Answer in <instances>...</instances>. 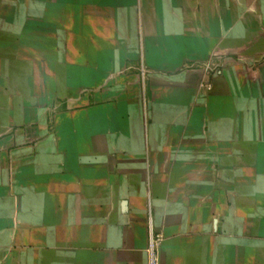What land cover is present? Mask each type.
Instances as JSON below:
<instances>
[{
  "label": "crops",
  "instance_id": "1",
  "mask_svg": "<svg viewBox=\"0 0 264 264\" xmlns=\"http://www.w3.org/2000/svg\"><path fill=\"white\" fill-rule=\"evenodd\" d=\"M0 9V264H264V0Z\"/></svg>",
  "mask_w": 264,
  "mask_h": 264
},
{
  "label": "rangeland",
  "instance_id": "2",
  "mask_svg": "<svg viewBox=\"0 0 264 264\" xmlns=\"http://www.w3.org/2000/svg\"><path fill=\"white\" fill-rule=\"evenodd\" d=\"M1 7L2 8L4 7L3 11L5 12L6 11L13 12L15 6L14 4H6V5H2ZM9 23H11L9 20L0 21V30L4 29V31L0 32V60H4L7 62V64L10 63L9 65H11L13 63L12 60L19 54V52L16 50L18 49L16 45L19 46L20 44H23L26 45V47H30V40H29L30 30L25 29L23 31V38H20L18 37V35H15L14 32L15 26L13 24L10 25ZM4 70H8L9 72L15 71L14 68H5Z\"/></svg>",
  "mask_w": 264,
  "mask_h": 264
},
{
  "label": "built area",
  "instance_id": "3",
  "mask_svg": "<svg viewBox=\"0 0 264 264\" xmlns=\"http://www.w3.org/2000/svg\"><path fill=\"white\" fill-rule=\"evenodd\" d=\"M158 244L157 238L152 239V237L149 238L148 242V253H149V259L148 264H157V257L155 253V246Z\"/></svg>",
  "mask_w": 264,
  "mask_h": 264
}]
</instances>
